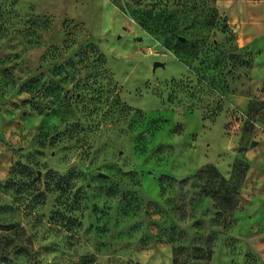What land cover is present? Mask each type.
<instances>
[{
	"label": "rangeland",
	"instance_id": "obj_1",
	"mask_svg": "<svg viewBox=\"0 0 264 264\" xmlns=\"http://www.w3.org/2000/svg\"><path fill=\"white\" fill-rule=\"evenodd\" d=\"M262 37L216 0H0V264H173L208 236L209 264H264Z\"/></svg>",
	"mask_w": 264,
	"mask_h": 264
},
{
	"label": "crops",
	"instance_id": "obj_2",
	"mask_svg": "<svg viewBox=\"0 0 264 264\" xmlns=\"http://www.w3.org/2000/svg\"><path fill=\"white\" fill-rule=\"evenodd\" d=\"M216 5L219 11L228 18L229 23L236 31L237 39L240 40L242 44L246 45L248 42L264 36V22L260 23L257 19L248 20L247 17H242L243 13L246 15L250 13V10H248L249 8L255 10L260 8V11L264 13V0H216ZM220 144L221 141L216 148H220ZM260 158L252 159L253 162H251L253 165L251 169H254L256 165H260L259 169L261 171L264 170V166H261L262 163H264V155L260 156Z\"/></svg>",
	"mask_w": 264,
	"mask_h": 264
},
{
	"label": "trees",
	"instance_id": "obj_3",
	"mask_svg": "<svg viewBox=\"0 0 264 264\" xmlns=\"http://www.w3.org/2000/svg\"><path fill=\"white\" fill-rule=\"evenodd\" d=\"M139 24L146 29L151 30H161L158 24L150 25L146 20L139 18ZM205 168H214L213 166H206ZM204 169V168H203ZM202 172V169L199 170ZM217 173V172H216ZM219 177V181L224 182V178L220 176L218 173L216 174ZM163 178H169L168 175H162ZM219 190L224 192L223 197H220V191L216 189L215 191H211L210 194L216 201L219 206L223 209L230 210L233 205V199H231L230 195L235 193V188H225L218 187ZM212 240L211 237H207L200 245H193L192 247H183L181 245H174L172 247V263L173 264H209L211 254H212Z\"/></svg>",
	"mask_w": 264,
	"mask_h": 264
},
{
	"label": "water",
	"instance_id": "obj_4",
	"mask_svg": "<svg viewBox=\"0 0 264 264\" xmlns=\"http://www.w3.org/2000/svg\"><path fill=\"white\" fill-rule=\"evenodd\" d=\"M164 63L162 61H154L153 62V68H155L156 66H162Z\"/></svg>",
	"mask_w": 264,
	"mask_h": 264
}]
</instances>
